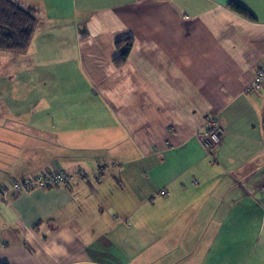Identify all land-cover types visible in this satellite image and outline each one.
I'll use <instances>...</instances> for the list:
<instances>
[{"label":"crops","instance_id":"obj_1","mask_svg":"<svg viewBox=\"0 0 264 264\" xmlns=\"http://www.w3.org/2000/svg\"><path fill=\"white\" fill-rule=\"evenodd\" d=\"M17 1L35 93L0 105V264H264V0ZM54 167L87 176L11 188Z\"/></svg>","mask_w":264,"mask_h":264},{"label":"trees","instance_id":"obj_2","mask_svg":"<svg viewBox=\"0 0 264 264\" xmlns=\"http://www.w3.org/2000/svg\"><path fill=\"white\" fill-rule=\"evenodd\" d=\"M228 5L245 17H253L245 6L236 1H230ZM36 24V16L17 0H0V50L14 53L26 51L33 38ZM124 41L126 45L119 56V63L125 62L132 45L131 38L121 39L117 44L120 45Z\"/></svg>","mask_w":264,"mask_h":264},{"label":"built area","instance_id":"obj_3","mask_svg":"<svg viewBox=\"0 0 264 264\" xmlns=\"http://www.w3.org/2000/svg\"><path fill=\"white\" fill-rule=\"evenodd\" d=\"M264 81V65H262L255 73L254 78L248 85V89H258ZM209 128L206 133L205 142L208 146H215L222 141L225 134V127L218 118L216 112H212L209 115ZM87 176L85 172H71L64 168H54L45 172H41L35 176L24 177L19 182H15L12 188L17 191L33 190L36 188H49L52 186L66 184L74 181L78 177ZM261 190L264 194V183L261 186Z\"/></svg>","mask_w":264,"mask_h":264},{"label":"rangeland","instance_id":"obj_4","mask_svg":"<svg viewBox=\"0 0 264 264\" xmlns=\"http://www.w3.org/2000/svg\"><path fill=\"white\" fill-rule=\"evenodd\" d=\"M20 59L21 57L11 56L7 50H0V105L4 106V110L8 112L16 110L15 106L19 100L21 101V107L28 108L32 104L30 97L35 93L29 86L23 85L22 81L19 80L20 76L29 71L19 66ZM17 95H23L24 97ZM27 96L29 101L25 104ZM45 171L48 170L43 172ZM12 185L11 182V188Z\"/></svg>","mask_w":264,"mask_h":264}]
</instances>
